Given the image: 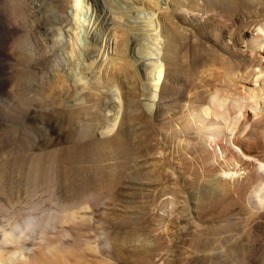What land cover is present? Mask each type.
<instances>
[{
    "label": "bare ground",
    "instance_id": "bare-ground-1",
    "mask_svg": "<svg viewBox=\"0 0 264 264\" xmlns=\"http://www.w3.org/2000/svg\"><path fill=\"white\" fill-rule=\"evenodd\" d=\"M260 58L264 0H0V179L11 166L19 178L10 185L25 198L12 203L19 204L13 211L0 203V264L116 263L124 246L140 240L132 230L109 231L95 213L114 203L125 177L173 178L169 161L156 160L142 175L136 160L170 146V153L192 151L207 165L228 155L214 174L201 169L209 185L190 182V196L196 210L224 200L234 184L240 209L224 208L178 245L185 225L173 221L189 206L178 199L181 187L165 181L146 201L145 212L154 210V248H144L147 238L134 245L154 253L127 257H136L134 264L149 263L156 252L161 264H170V255L182 256L181 264H264V232L250 224L264 218V153L249 156L239 139L250 119L264 122ZM165 96L178 125L172 132L175 124L155 127L149 115ZM207 142L221 145L208 149ZM242 156L251 168L234 179ZM129 195L133 201L139 192ZM179 202L185 206L174 213ZM45 206L48 226L21 236L26 211Z\"/></svg>",
    "mask_w": 264,
    "mask_h": 264
},
{
    "label": "rangeland",
    "instance_id": "rangeland-1",
    "mask_svg": "<svg viewBox=\"0 0 264 264\" xmlns=\"http://www.w3.org/2000/svg\"><path fill=\"white\" fill-rule=\"evenodd\" d=\"M198 15L200 16L199 21H201V20L203 21V18H204L205 15H201V12H198L196 16L198 17ZM190 17H191L190 15L186 14V18L187 19H190ZM187 28H189V26ZM186 33L189 35L190 34V30L188 29ZM244 34H247V33L244 32ZM191 39L192 38H190V40ZM227 44L230 45L231 43L227 40ZM238 46H240V45H238ZM260 59L261 60H264L263 58H260ZM48 70H49V73L52 72V71H50V68H48ZM197 89H198V91L202 90L201 87L196 88V91H197ZM164 98H160L158 100V102H156V107L151 110V112L149 113V115H150V118H152V122L155 123L154 124L155 127H157V125H162L163 126L164 123H166L167 126H170V124H171V128H172L173 125L175 124V122H174V124H172V121H173L172 119L174 117L171 115V111L169 112L168 109H167L168 111L165 110L166 107L168 108L170 104L172 105V103L170 102V101H172V99H171V96H165ZM171 105H170V108L172 107ZM153 116H154V118H153ZM250 122L251 123H249V126H248V128L249 127L250 128L248 130L246 129V133L244 132V134H243L244 137L242 135H240L241 136V138H240V136H239V139L240 140H243V139L245 140V141L243 140V142H245L244 145H246L245 148L242 149V147H241V149L244 152H250V155L249 156H251V155H262L264 153V122L262 121V119L260 118V116H257L255 118L250 119ZM177 129H178V125L177 124L174 125V128H172V130L170 128H168V130L169 131L171 130V132L174 131V130H177ZM251 129H255L254 132L253 131L251 132ZM155 143H156V139L154 138L153 140H151L150 144L153 145ZM220 145H221V143H215L214 144V142H210V143L207 142L206 145H205V147H209L208 149L218 150L217 148ZM214 146L216 148H214ZM233 146H232L233 149L234 148L237 149L236 145L233 144ZM173 149H174L173 146H170V147H167V149L164 150V151H162L161 153H156L155 152L156 154L154 153L152 156L150 154L145 155V153H143L144 156H142V157H140V158H138L136 160H137L138 163H141V164L143 162V164L142 165L140 164V166L138 167L139 170L142 172V175L146 172V170H149V169L152 168V166H151L152 164L151 163H155V166H157L158 160L159 161L163 160L164 162L169 161L172 166L174 165L173 166V168L175 170L174 177L173 178H170V180H169V178H166L165 181L167 183L169 182L171 184L175 183L174 184L175 187H178V186H179V188L181 187L180 189L182 191H184V194L183 195L182 194L179 195L181 198L179 197L178 199L181 200L183 198V196H184L185 199H183L182 202H184V200H185V202L187 201V204L189 206V212L188 211H185L184 213H186V214H184L182 216H179L178 219L176 218V221H173L174 222V225H177V224H179V226H182V225L184 226L185 225L184 227H182L180 229V231L178 230L179 233L181 232V234H180L181 241L179 239H177V241L178 240L180 241V242L179 241L177 242L178 245H180L182 243V240L188 241L190 239L189 237H191V235H186V234L187 233H194L195 230H193V228L194 229H197L199 227V226H197L198 224H201V222H203L205 220L207 221V220H209L211 218H214L215 219L216 218V215L215 214L219 215V213H221V212L223 213V211H225L224 208H226V210L228 209V211L233 210V212H238L239 209H240V205H238L239 203H236V202L233 203L234 200H235L234 199V197H235L234 195H236V197H237V194H235L236 192H234V191H237V189H235V185L232 184V186H231L232 188L231 187L230 188L229 187L227 188V190H226L227 194L225 195V199L224 200H222L220 202H217V203H210L209 202V203H206V205H205V203H202V204L201 203H198V206H200V207L195 210V208H193V207L197 203H195V201H193L192 200V197L190 196V192L192 191L191 188H193L192 185H191V187H189L190 184H191L190 182H194L197 179L198 182H199V185H202L203 184V186H204V187H201V189L207 188L209 184L206 185V180H204V178L206 176L205 177H202V175L200 176V171L203 170L202 172L205 174V172H207V170H208L209 172H213V174H214L215 170L216 171L218 170V168L220 167V165L222 164V162L224 161V159L226 157H228V155H224L225 157L223 155L222 156L219 155V158L218 157H216V158L214 157L213 158V161H212L213 163L207 165V164H203V163L201 164V161H199V159L198 160L196 159V158H198L197 155H196V153H194L192 151L191 152L189 151L188 153H186L187 155L184 154V156H182V154H179V153L177 155L176 153H170L169 152L170 150L173 151ZM257 153H259V154H257ZM156 160H157V162H156ZM241 161H242V164H241ZM241 161H238L239 163L237 162V164H236V166L239 164L238 165L239 167L237 166L236 168H241V169H237L238 172L237 171H234V170H231L235 174L234 175V179H241L244 175H246V173L251 168V165L248 164V161H249L248 158L242 156L241 157ZM134 164H135L134 161H130L129 162V166H130L129 168H130V170L128 169L127 173L132 171L133 168L131 169V166H133ZM246 164H247V166H244ZM210 166H212V167H210ZM11 168H12L11 166L8 167L7 170H6V173H5L6 174L5 177L0 179L1 180L0 186L2 188H4V189L6 188L5 189V193L3 192L4 189H3V191L0 190V193L2 194V195H0V203L1 204L3 203V205L5 207L7 206V208L9 210L13 211L14 209H16L17 206H19V204H17L16 207H14V205L12 203L17 202V201H20V200H21L20 201V203H21V202H23L25 200V198L22 196L23 193H21L20 190L18 191L17 189L14 188V186L17 184L16 181H14V180L15 179H18L19 177H17L18 175L13 174L11 172L12 171ZM239 170H240V172H239ZM236 174H239V175H236ZM187 175H188V177H187ZM9 178H11V179L13 178V180H11ZM125 178L122 179V181L124 182V184H123V182H121V183H119L117 185L119 187V191H120L118 198L115 199L114 203H111L110 205L103 206V208L100 211H97V213H95V216H96V218H98L97 220L103 226L109 228L108 229L109 231H111V232H114L115 231V233L116 232H120V231L127 233L128 231L132 230V232L133 233L135 232V235L138 236V238H139L140 241L135 242V244L133 242V243H130V245H128V246L127 245L124 246V248H123V250H124L123 253L124 254L122 253L123 254L122 258H120V260L116 261V263L113 262V261H108V262H106L107 264H134L135 263L134 261H135V258L136 257H133V258H131L130 256L127 257L129 255L128 253H131V252L132 253H136L137 249L135 251L134 245H136V244L139 245L140 242L142 243L143 242L142 241L143 238L144 239L147 238L149 240V245L147 247H144V248H146V249H153L154 248V241H155V239L152 236L154 234V231H151V228H152L151 225L152 224L150 223L151 222L150 219L153 218V215H151V213L154 212V210L153 211H149V212H145V211H146V208L148 207L146 205H149V203H150V198L152 197L151 194H155L157 192V190H158V187H160L162 185V183L165 182V181L162 182V181H152L151 180L152 181L151 182L150 180H147L145 178H142V176L140 177L142 179L139 178V180L136 179V177L135 178H132V179L129 178V177L126 178V179ZM2 179H3L4 182L2 181ZM11 181H12L13 184L15 183V185H13V184L10 185ZM128 182L129 183H132L133 186L128 185L127 184ZM188 182H189V184H188ZM7 184H9V185H7ZM193 186H195V184ZM10 187H11V189H9ZM140 187H141V189H140ZM131 188L132 189L135 188V190H138V192H139L138 197L136 199H134L133 201H132V199H131V197L129 195V191L132 190ZM7 189H9V191H11V192H9ZM13 189L15 190V193L13 192L14 191ZM17 191H18L19 194L16 193ZM144 195H146L148 197H146ZM201 198H202V196H201ZM229 198H230V200H229ZM148 200H149V203L146 202ZM129 201H131V202H129ZM184 203H183V205H181V202H179L176 205L175 209H174V213L177 212L178 210H180V208L184 207L185 206ZM144 207H145V210H143ZM139 212H141V215L142 216L139 214ZM176 216H178V213L176 214ZM212 216H215V217H212ZM134 218H139V220L136 221V223H134L132 221V219H134ZM250 224L252 225L253 228L256 229V231L259 234H262V231L264 232V228H261L260 226H257L258 224L259 225L261 224L262 226H264V218H260V219H257V220L255 219ZM203 225L204 224L201 225L202 228L204 227ZM91 226L93 227V226H96V225L92 224ZM198 229H201V228L199 227ZM192 230H193V232H192ZM175 235H176V233L174 234V236ZM262 235L264 236V234H262ZM175 237H177V235ZM175 237H174V239H175ZM255 238H257V236H255L254 239ZM258 243L256 244V247L257 248L260 245V243L259 244ZM142 248L143 247L139 248L138 251H137V252H142V254H140V255H144V256L147 255V257H148L152 253H154L153 251L145 252V249L143 248L144 249L143 250ZM178 253L180 255V252H178ZM160 254H162V252H160ZM97 255H99V254H97ZM192 255H194V253H192L189 256H192ZM155 256L156 257H154V259L148 260V262L149 261L150 262L147 263V264H150L151 261H155V260H157L156 261V264L164 263V257H162V256L160 257V255H159L158 252H156V255ZM172 257H174V255H170L169 256V259L171 260L170 264H181L182 263V262L180 263V261H181L180 259L182 258V256H176L177 260H174V261L172 260ZM99 258H100V256H98V257L95 256L93 259H90V261L91 260L92 261H95L96 259H99ZM172 262H174V263H172Z\"/></svg>",
    "mask_w": 264,
    "mask_h": 264
},
{
    "label": "clouds",
    "instance_id": "clouds-1",
    "mask_svg": "<svg viewBox=\"0 0 264 264\" xmlns=\"http://www.w3.org/2000/svg\"><path fill=\"white\" fill-rule=\"evenodd\" d=\"M49 210L47 206L36 210L29 208L19 228L21 236H38L48 226Z\"/></svg>",
    "mask_w": 264,
    "mask_h": 264
}]
</instances>
